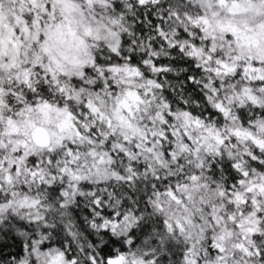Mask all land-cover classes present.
Returning <instances> with one entry per match:
<instances>
[{
    "label": "clouds",
    "instance_id": "obj_1",
    "mask_svg": "<svg viewBox=\"0 0 264 264\" xmlns=\"http://www.w3.org/2000/svg\"><path fill=\"white\" fill-rule=\"evenodd\" d=\"M0 264H264V0H0Z\"/></svg>",
    "mask_w": 264,
    "mask_h": 264
}]
</instances>
